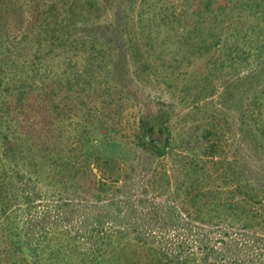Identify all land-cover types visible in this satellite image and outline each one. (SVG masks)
<instances>
[{"label": "trees", "instance_id": "1", "mask_svg": "<svg viewBox=\"0 0 264 264\" xmlns=\"http://www.w3.org/2000/svg\"><path fill=\"white\" fill-rule=\"evenodd\" d=\"M219 2L188 0L181 17L189 30L178 28L174 13L164 17L165 24L181 39L201 32L200 45L186 41L191 56L220 52L226 55L222 68L237 70L232 65H238L243 72L239 88L247 101L243 113L254 117L255 127L240 122V146L245 151L257 144L264 154V0ZM124 3L136 13L137 20L126 25L132 56L138 51L136 59L142 61V47L154 36L148 28L155 20L153 6L151 0ZM101 17L97 0H0V264H264V180L257 183L247 174L252 167L241 155L225 159L232 173L240 162V178L209 184L207 165L218 178L223 175L216 159L220 141L212 130L203 133L205 141L197 139L205 144L202 153L188 143L187 164L199 160L202 165L197 170L186 164L187 181L173 183L167 172L142 181L145 191L157 194L165 185L176 193L152 200L145 230L112 227L113 218L126 217L123 210L115 214L123 201L112 196L126 186L123 162L130 152L116 127L117 114L110 113L122 103L117 100L123 93L111 84L114 47L104 48L91 34ZM211 62L216 71L217 62ZM96 84L101 92L91 97ZM233 88L228 86L223 97L233 95ZM91 99L98 103L90 104ZM160 108L142 118L136 141L144 152L162 159L173 151L169 125L176 109ZM77 110L85 112L83 120L75 119ZM65 120L73 126L70 137ZM156 129L166 131V141H153ZM49 194L56 196L54 207L64 211L54 221L50 209L34 216L37 201ZM123 249L126 258L120 256Z\"/></svg>", "mask_w": 264, "mask_h": 264}, {"label": "rangeland", "instance_id": "2", "mask_svg": "<svg viewBox=\"0 0 264 264\" xmlns=\"http://www.w3.org/2000/svg\"><path fill=\"white\" fill-rule=\"evenodd\" d=\"M97 1H99L102 8V17L93 26L91 34L93 33L100 38V42L104 48L108 47L109 49V47H114L112 51L113 54L115 53L113 62L115 74L112 76L111 84H117L123 89V93L120 95L122 99L119 98L117 100L122 103L118 104L117 109L110 113L117 114L115 117L119 123L116 127L125 135V139L127 140L126 148L130 152L129 158L123 162L125 176L122 179H124L126 186L121 189V192H117V194H113L115 196H112L114 201H123V207H115L117 211L115 214L123 210L126 212V217L124 220L113 218L110 222L112 227L124 228L126 231L133 233L137 229L145 230L146 227L144 228L143 226L145 220L150 216V203H152V200L160 202L169 197L172 198L176 193L174 195L171 194L169 191L172 190L167 189L165 185L161 186L162 188L157 194L153 191H145L142 186L144 182L142 181H148L152 177V173L164 172L172 175L173 183L180 179L181 181H187L188 176L185 174L186 172H183L184 167L186 168L189 164V167L198 170L202 165V162L199 160L198 162L187 164L184 157L191 150L188 147V143L193 145L192 150L196 153H202L205 151V144L198 143L197 139L199 137L203 139V135H205L203 133H207L209 130L214 131L213 133L217 134L218 137L216 139L220 141L216 159H220L223 166L221 167L223 175L218 178V172L212 169L214 167L207 165L206 172L209 173L207 177L209 184H217L220 181L225 185L228 181L232 182L235 179L237 180L238 177L240 178V162L234 164V173H232L225 159L230 161L232 157H240L241 155L247 158L245 163L249 167H252L251 169H247V174L257 183H263L264 172L261 170L264 161L263 152L258 150L259 146L257 144H249L245 151L240 146L241 136H244V133L241 131L240 122L244 120L253 130L255 128L252 125L254 117L250 115L244 116L243 113L247 101L244 102L239 88L240 83H238V79L241 73L243 75V72L238 68L236 63L232 66L236 67L237 70L228 66L222 68L220 63L222 59L226 58L224 53L217 52L211 56L208 54L191 56L193 49L190 50L191 46L188 48L186 41L189 44H195V47L200 45L201 42L198 40L202 36L201 32L195 34L185 33V35L181 36V39L177 36L179 34L175 29L168 30L169 28L165 24L164 17L167 14L172 17L174 13L176 15L175 19H179L180 22V24H177L178 28L182 29L183 27L185 31L186 29L189 30L190 24L187 26L188 28L184 27V18L181 17V13L185 11L184 9L188 0H151L153 6L151 8V15L155 20L150 24L151 26L148 25V28H152L154 36L142 47L144 52L142 61L136 59L139 54L138 51L133 54L134 57L132 56L130 34L126 25V21L128 20L130 22L137 20L136 13L124 3L126 0ZM234 1L236 0H220L219 3L228 5L229 2L232 3ZM218 5L216 4V10L219 7ZM190 10L192 9L190 8ZM126 15H128L127 20ZM248 21L251 24L252 20L248 19ZM136 28L137 25L133 29ZM234 39L233 36L229 41L233 42ZM81 55L79 56L80 60H82ZM211 60L217 62V69L213 72L210 69L213 64ZM135 71H139L140 74L135 75ZM243 71L245 70L243 69ZM105 74L103 72L102 76L105 77ZM96 85L98 86V84ZM206 85H209V87L204 92L202 88ZM230 85H235V88L232 89L233 95L226 99V97H223V94L224 92L226 93L227 87ZM101 89L102 86H98L97 90L91 91V97L99 95L96 91L101 92ZM203 94V99L200 101L196 99V96H202ZM89 98L82 99V101L85 102ZM94 102L95 100H90V104ZM95 103L97 104L98 101ZM170 106L176 109L175 116L172 117L169 125L172 131L170 139L173 143V149H170V152L173 151L165 156V158L160 159L153 155L151 156L150 151L145 150L144 152L142 148L138 147L136 133L139 131L143 117L151 115L160 107L170 108ZM118 111L122 112V114ZM83 113H85L83 110H77V116L73 115L75 119L83 120ZM93 113L95 114V111ZM245 117L248 118L246 119ZM64 129L66 130V136L70 137L73 129L70 120H65ZM166 137V131L162 132V130L156 129L152 133L153 141L156 140L159 143L166 141ZM192 174L196 175L194 171ZM189 177L190 179L194 178L191 175ZM120 183L118 184L122 186ZM172 192L174 193V191ZM49 195V199H43L41 203L37 201V205L39 206L35 209L34 216L39 217L41 212L50 209L48 212L50 213L49 220L54 221V219L61 217L64 211L62 212L61 209L58 211L54 207L57 203L56 196ZM45 204H49V207H46ZM132 210H135L137 213L136 221L132 220L130 214L134 213ZM141 217L142 219H140ZM140 255L145 257L146 253L141 251L139 252ZM120 256L126 258V249L120 251Z\"/></svg>", "mask_w": 264, "mask_h": 264}]
</instances>
